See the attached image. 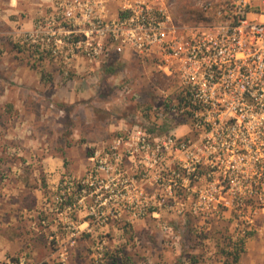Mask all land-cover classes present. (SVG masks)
Segmentation results:
<instances>
[{
  "label": "rangeland",
  "instance_id": "374dc122",
  "mask_svg": "<svg viewBox=\"0 0 264 264\" xmlns=\"http://www.w3.org/2000/svg\"><path fill=\"white\" fill-rule=\"evenodd\" d=\"M59 1L0 0V264H264V169L139 151V131L199 137L165 106L177 82L111 43L36 53L24 37L56 31Z\"/></svg>",
  "mask_w": 264,
  "mask_h": 264
},
{
  "label": "built area",
  "instance_id": "2783aa9c",
  "mask_svg": "<svg viewBox=\"0 0 264 264\" xmlns=\"http://www.w3.org/2000/svg\"><path fill=\"white\" fill-rule=\"evenodd\" d=\"M58 5L56 31L38 23L24 42L53 55L70 46L66 59L80 50L95 59L108 43L115 44L147 56L177 82L167 111L189 121L199 137L169 134L160 140L139 131V151L160 156L167 150L185 170L184 159L203 156L217 162L253 159L264 169V0H232L219 10L212 1H201L186 16L173 0H60ZM107 168L101 161L96 170ZM91 184L107 187L103 181ZM85 187L79 182L77 191Z\"/></svg>",
  "mask_w": 264,
  "mask_h": 264
},
{
  "label": "trees",
  "instance_id": "16d2710c",
  "mask_svg": "<svg viewBox=\"0 0 264 264\" xmlns=\"http://www.w3.org/2000/svg\"><path fill=\"white\" fill-rule=\"evenodd\" d=\"M35 47H36V50H35V52L36 53H39L40 51H39V45H34ZM21 48V47H20ZM40 58H43V55H41L40 56ZM165 76V75H164ZM165 79H169L168 77H164ZM166 107H167V105H165ZM70 202V201H69ZM243 242V241H242ZM236 260H237V258H238V255L236 254Z\"/></svg>",
  "mask_w": 264,
  "mask_h": 264
}]
</instances>
